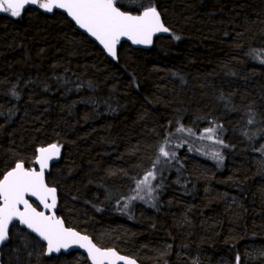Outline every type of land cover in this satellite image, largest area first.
<instances>
[{
  "label": "trees",
  "instance_id": "obj_1",
  "mask_svg": "<svg viewBox=\"0 0 264 264\" xmlns=\"http://www.w3.org/2000/svg\"><path fill=\"white\" fill-rule=\"evenodd\" d=\"M120 2L153 3L170 35L123 43L113 62L60 13L0 16V173L56 143L59 217L98 247L139 264H264V0ZM169 133L155 203L126 212ZM32 238L14 231L1 264H89Z\"/></svg>",
  "mask_w": 264,
  "mask_h": 264
},
{
  "label": "snow or ice",
  "instance_id": "obj_2",
  "mask_svg": "<svg viewBox=\"0 0 264 264\" xmlns=\"http://www.w3.org/2000/svg\"><path fill=\"white\" fill-rule=\"evenodd\" d=\"M27 6H36L47 13L64 10L81 29L99 41L112 57L117 56V45L122 37L133 44L150 45L154 34L169 32L153 3L140 4L136 9L126 10L120 0H0V13L20 17ZM260 62L264 63V59ZM248 123H254V118H250ZM176 131H187L190 135H195L192 129L183 125L177 127ZM215 132V128L206 129V138L212 140ZM172 135L174 134L169 133L158 148L157 158L153 162L155 171L150 169L135 181V195L128 198L129 203L144 200L145 196L141 193L153 198L152 193L161 186H154L152 181L157 180L158 174L162 173V168H157L156 165L176 159L175 151L168 146ZM216 142L223 144V140L218 138ZM261 150H264V146L257 149ZM60 151L61 146L56 143L40 147L34 160L38 169L26 167L24 161L20 160L10 170L0 173V245L11 239L12 229L23 226L28 230L24 233L25 236L28 233L34 234L31 242L40 248V255L51 256L77 245L86 250L91 264H137L134 258L121 255L115 249L98 247L88 235L67 227L64 219L56 214L58 190L46 181L45 173L50 166L49 162L59 157ZM213 155L222 161L219 152ZM129 203H125L123 208L127 209Z\"/></svg>",
  "mask_w": 264,
  "mask_h": 264
},
{
  "label": "water",
  "instance_id": "obj_3",
  "mask_svg": "<svg viewBox=\"0 0 264 264\" xmlns=\"http://www.w3.org/2000/svg\"><path fill=\"white\" fill-rule=\"evenodd\" d=\"M35 8L36 6H27L26 7V9L25 10H27V9H29V8ZM24 10V11H25ZM43 12L45 13V14H47V15H52L54 12H60V13H63V14H65L66 16H67V18L74 24V26L76 27V29L78 30V31H80L82 34H84L87 38H89L92 42H94L101 50H102V52L105 54V56H107L111 61H113V62H116L117 61V59H118V49H119V46H120V44H122V43H126V44H128V45H130L131 46V48L132 49H135V50H149L151 47H152V45H153V43H154V41H155V39L157 38V37H168L169 35H170V30H169V32H160V33H156V34H154L153 35V38H152V43L150 44V45H143V44H133L130 40H128L126 37H122L121 38V41H120V43L117 45V56L116 57H112V56H110L108 53H107V51H106V49H104L103 48V45H101L100 43H99V41H97L94 37H92L89 33H87L84 29H81L76 23H75V21L70 17V16H68L67 15V13L64 11V10H54L52 13H47V12H45L44 10H43ZM4 15H6V13H0V16H4ZM161 19H162V17H161ZM162 22H163V20H162ZM164 23V22H163ZM165 25V24H164ZM166 26V25H165ZM167 27V26H166ZM48 146V145H47ZM44 147H46V146H44ZM38 154V153H37ZM61 155H62V152L60 151V155H59V157H56V158H54L52 161H50L49 163H50V166H49V168L46 170V173H45V176H47V174H49L50 173V171H51V168L54 166V165H56L58 162H59V160H60V158H61ZM35 164V163H34ZM35 166H36V168L38 169V165H36L35 164ZM58 194V193H57ZM34 199V198H33ZM58 203H59V200H58ZM58 206V205H57ZM21 228H23V226H20ZM24 229V228H23ZM28 231V230H27ZM31 234V233H30ZM33 236H34V234H32ZM1 246V245H0ZM81 252V253H83L85 256H86V258H87V261L89 262V264H91V260L88 258V255H87V252H86V250L85 249H82V248H79V246H77V245H73L71 248H69L68 250H62L60 253H54V254H52L51 256H55V257H57V256H59V255H69V254H71V253H74V252ZM119 254H121V253H119ZM121 255H123V254H121ZM126 256V255H125ZM129 257V256H128ZM131 258V257H130ZM121 264H122V262H121ZM137 264H139L138 262H137Z\"/></svg>",
  "mask_w": 264,
  "mask_h": 264
},
{
  "label": "flooded vegetation",
  "instance_id": "obj_4",
  "mask_svg": "<svg viewBox=\"0 0 264 264\" xmlns=\"http://www.w3.org/2000/svg\"><path fill=\"white\" fill-rule=\"evenodd\" d=\"M34 8V7H33ZM35 8H38V7H35ZM40 10H42V9H40ZM26 11V10H25ZM43 11V10H42ZM54 13H60V12H54ZM53 13V14H54ZM52 14V15H53ZM60 14H62V15H64L66 18H67V16L65 15V14H63V13H60ZM134 14H136V13H134ZM7 15V14H6ZM68 19V18H67ZM69 20V19H68ZM70 21V20H69ZM71 22V21H70ZM74 25V24H73ZM76 28V27H75ZM80 32V31H79ZM84 35V34H83ZM157 38H160V37H157ZM156 38V39H157ZM89 39V38H88ZM155 39V40H156ZM94 43V42H93ZM123 44V43H122ZM126 44V43H125ZM120 46H121V44H120ZM120 46H119V49H120ZM130 46V45H129ZM131 47V46H130ZM100 49V48H99ZM119 49H118V54H119ZM101 50V49H100ZM102 51V50H101ZM117 62V61H116ZM47 146V145H46ZM42 147H44V146H42ZM40 148V147H39ZM37 149L38 148H36L35 149V152H34V154H33V156H32V160H31V165H29V164H27L25 161H24V163H25V166L26 167H36L35 166V164H34V160H35V157H36V155H37ZM15 165V164H14ZM14 165L12 166V167H14ZM12 167H10V168H8L7 170H5V172L6 171H8V170H10ZM53 168V167H52ZM52 168H51V170H52ZM51 172V171H50ZM50 174V173H49ZM49 174H47V176H46V181L49 183V178H48V175ZM50 184V186H52V184L51 183H49ZM58 193V192H57ZM58 195V194H57ZM58 200H59V196H58ZM58 206H59V203H58ZM58 206H57V209H56V214L59 216V214H58ZM66 225V224H65ZM67 226V225H66ZM68 227V226H67ZM14 231H20V232H22V233H27V230L26 229H23V228H21L20 226H18L17 228H14V229H12V233L14 232ZM82 234V233H81ZM28 235H30L31 237H34L32 234H30V233H28ZM11 238H12V234H11ZM11 240V239H10ZM9 240V241H10ZM9 241H7L5 244H3V245H1L0 246V264H1V259H2V255H3V251L5 250V248L8 246V244H9ZM75 254L76 253H78V254H81L82 255V257H84L85 259H86V261H87V258H86V256L83 254V253H81V252H74ZM72 254V253H71ZM46 256V255H45ZM88 262V261H87ZM89 263V262H88Z\"/></svg>",
  "mask_w": 264,
  "mask_h": 264
},
{
  "label": "rangeland",
  "instance_id": "obj_5",
  "mask_svg": "<svg viewBox=\"0 0 264 264\" xmlns=\"http://www.w3.org/2000/svg\"><path fill=\"white\" fill-rule=\"evenodd\" d=\"M141 194L145 196V199H144V200L147 201V199H148V202H151V204H152V203H155V198H154V196L157 195V191H155V192L152 193V197H153V198H151V199L148 198V195H147V194H145V193H141ZM132 195H135V193L132 194ZM138 200H139V199H138ZM138 200H135V201H138ZM125 203H129V200H128V199L125 200L122 204L124 205ZM134 204H136V203H135L134 201H131V202L129 203V207H128L127 209H125V211L128 212V211L130 210V208H131ZM80 255H81V254H80Z\"/></svg>",
  "mask_w": 264,
  "mask_h": 264
}]
</instances>
